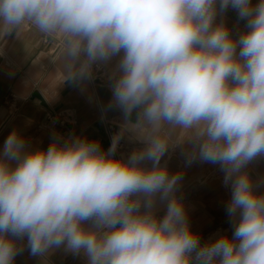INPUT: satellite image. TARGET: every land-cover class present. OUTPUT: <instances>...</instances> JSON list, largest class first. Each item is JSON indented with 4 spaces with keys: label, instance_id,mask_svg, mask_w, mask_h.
<instances>
[{
    "label": "clouds",
    "instance_id": "obj_1",
    "mask_svg": "<svg viewBox=\"0 0 264 264\" xmlns=\"http://www.w3.org/2000/svg\"><path fill=\"white\" fill-rule=\"evenodd\" d=\"M229 9L245 30L234 36ZM32 29L59 46L64 83L109 66L120 131L99 141L17 130L0 150V264L63 248L88 264H264V0H0V39ZM125 134L141 147L117 156ZM219 165L234 231L202 242L162 158ZM146 162H151V167ZM165 204L163 216L158 204Z\"/></svg>",
    "mask_w": 264,
    "mask_h": 264
},
{
    "label": "crops",
    "instance_id": "obj_2",
    "mask_svg": "<svg viewBox=\"0 0 264 264\" xmlns=\"http://www.w3.org/2000/svg\"><path fill=\"white\" fill-rule=\"evenodd\" d=\"M222 15L231 32L237 25L245 30L246 21L238 20L232 9ZM115 62L114 58L111 65L105 66L101 83L62 84V62L55 42L28 28L18 37L12 34L0 39V150L13 130L27 137L33 147L47 148L54 133H59L99 141L105 150L107 125L114 124L120 131L123 122L121 111L109 107L112 93L108 76ZM121 141L125 158L141 147L130 134L122 136ZM146 163L151 167V162ZM165 163L171 174H182L177 195L182 197L191 227L200 233L202 242L225 233L231 235L234 228L226 213L231 192L223 184L217 165L199 159L188 163L184 145L169 149L161 160ZM165 210V204H158V215L163 216ZM21 243L24 251L14 264H42L40 257L30 255L26 238ZM47 264L88 262L82 254L73 255L59 248L47 257Z\"/></svg>",
    "mask_w": 264,
    "mask_h": 264
},
{
    "label": "rangeland",
    "instance_id": "obj_3",
    "mask_svg": "<svg viewBox=\"0 0 264 264\" xmlns=\"http://www.w3.org/2000/svg\"><path fill=\"white\" fill-rule=\"evenodd\" d=\"M222 16V17H221ZM223 21L229 28L231 27L229 24L225 22V18L223 15H219L217 17V22ZM233 29V28H232ZM243 31V28L240 25H237L233 31L232 34L234 36H238L241 32ZM217 170L219 172L220 176H224V173L220 170L219 165H217ZM248 171L252 178L254 180H261L264 179V156L257 157L255 160H253L249 165H248ZM230 188V186H229ZM259 191L264 192V185H261L259 188ZM231 192V188H230Z\"/></svg>",
    "mask_w": 264,
    "mask_h": 264
},
{
    "label": "built area",
    "instance_id": "obj_4",
    "mask_svg": "<svg viewBox=\"0 0 264 264\" xmlns=\"http://www.w3.org/2000/svg\"><path fill=\"white\" fill-rule=\"evenodd\" d=\"M55 46L57 48H59L57 43H55ZM104 73H105V66L99 68L98 70H96L95 78L91 81V83H101V82H103ZM118 132H119L118 131V127L116 125H114V124H108L107 125V128H106L107 147L105 148V150H107L110 147L111 142H112V137L114 135H116ZM123 151H124V146H123V142L120 139L116 155L118 157L119 156H123Z\"/></svg>",
    "mask_w": 264,
    "mask_h": 264
}]
</instances>
